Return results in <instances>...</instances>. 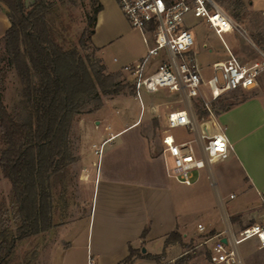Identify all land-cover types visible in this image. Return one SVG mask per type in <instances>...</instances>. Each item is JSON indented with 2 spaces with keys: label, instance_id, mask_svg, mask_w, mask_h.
Wrapping results in <instances>:
<instances>
[{
  "label": "crops",
  "instance_id": "0c3cea01",
  "mask_svg": "<svg viewBox=\"0 0 264 264\" xmlns=\"http://www.w3.org/2000/svg\"><path fill=\"white\" fill-rule=\"evenodd\" d=\"M100 1L103 8L97 15L92 43L108 70L121 71L141 60L150 43L128 23L114 0ZM7 11V6L0 3V39L11 26ZM204 47L207 52L213 51L205 42ZM219 60L223 59L215 61ZM138 100L140 112L129 121L102 111L108 103L118 112L120 104L131 107ZM151 104L152 111L162 116L160 121H151L143 97L140 101L123 93L106 97L101 108L82 114L79 121L75 118L72 132L79 128L81 134L73 142L77 161L72 165L78 169L80 201H84L87 212L80 215L79 206L76 211L72 206L71 216L63 221L54 214L55 226L50 231L23 239L27 246L32 241L40 245L36 264H88L90 258L94 264H122L130 248L138 251L130 264H176L186 253L182 247L196 235L207 237L204 243L210 255L216 239L228 230L234 231L227 218L247 215L264 198V92H254L209 116L207 130L212 133L222 129L232 149L226 159L207 162L194 171L191 185L172 175L168 154L163 152L161 140L170 130L166 117L173 109L155 100L149 107ZM143 110L146 114L141 120ZM171 134L179 140L174 132ZM6 180L0 169V192L8 198L11 185ZM231 189L251 197L253 205L244 210L240 206L229 209L228 201L235 198ZM86 191H91L88 198ZM224 191L229 193L226 198ZM194 214L195 221L191 219ZM199 223L206 226L205 234L199 231ZM174 231L182 235L183 244L166 246V239ZM163 252L160 262L147 256ZM189 260L186 264H214L198 255Z\"/></svg>",
  "mask_w": 264,
  "mask_h": 264
},
{
  "label": "trees",
  "instance_id": "16d2710c",
  "mask_svg": "<svg viewBox=\"0 0 264 264\" xmlns=\"http://www.w3.org/2000/svg\"><path fill=\"white\" fill-rule=\"evenodd\" d=\"M91 1L92 14L79 43L70 44L58 22L56 1L0 0L11 22L0 43L20 81L12 106L0 92V169L11 183L8 206L0 208V264L8 263L19 241L55 226L57 196L64 193L71 165L77 161L72 139L75 118L101 108L106 97L126 88L134 92L133 84L118 80L121 73L108 70L102 58L80 52L88 43L94 52L98 50L92 35L103 5ZM165 243L183 244L182 235L174 231ZM137 255L130 248L124 262L132 263ZM147 256L160 262L165 252ZM187 259L176 264H186Z\"/></svg>",
  "mask_w": 264,
  "mask_h": 264
},
{
  "label": "built area",
  "instance_id": "2783aa9c",
  "mask_svg": "<svg viewBox=\"0 0 264 264\" xmlns=\"http://www.w3.org/2000/svg\"><path fill=\"white\" fill-rule=\"evenodd\" d=\"M116 1L128 23L140 30L150 43L141 60L124 68L133 78L136 97L142 101L143 91H168L186 99L183 109L168 114L167 128L183 127L193 135L192 138L180 141L173 134L166 133L161 142L163 152L174 160L172 175L180 182L191 185L194 171L204 168L207 162L226 159L232 149L222 129L210 133L207 130L208 121H195L191 112L193 100L202 98L205 108L211 111L210 101L202 95L203 85L209 87L212 99H218L224 92L256 88L264 74V50L258 48L259 56L249 61L242 60L233 51L223 40V33L237 31L245 35V30L216 0ZM202 21H206L222 39L227 51L225 59L212 63V74L207 80L194 50L195 39L191 31ZM156 61L158 64H155ZM96 152L101 153V149ZM198 229L206 233L204 224L199 223ZM252 237H257L259 246L264 247V226L253 223L241 229L239 234L226 231L210 248V261L214 264H245L238 244ZM88 264H94L91 258Z\"/></svg>",
  "mask_w": 264,
  "mask_h": 264
},
{
  "label": "rangeland",
  "instance_id": "374dc122",
  "mask_svg": "<svg viewBox=\"0 0 264 264\" xmlns=\"http://www.w3.org/2000/svg\"><path fill=\"white\" fill-rule=\"evenodd\" d=\"M33 0H25L26 4H30ZM57 2L56 10L58 14V22L64 29V33L69 40L70 44H78L79 38L87 26V20L89 15L92 14V1L91 0H54ZM116 3L117 1L114 0ZM220 5L228 9L231 14L235 17L236 21L242 25L245 30V35L239 32L223 33V40H225L233 49V51L245 61L255 59L259 56V49L264 50V0H216ZM102 2V1H100ZM107 2V0H106ZM118 5V3H117ZM193 37L195 39V49L197 51V59L202 69V72L207 80L212 74V62L217 59H225L227 57V51L222 42V39L209 27L206 21L197 23V25L191 28ZM204 42L208 47H212V52H207L204 47ZM209 51V50H208ZM80 52L85 56L87 53L91 54L93 58H100L98 53L93 51V48L88 43L87 48H81ZM209 63H211L209 65ZM121 76L118 80L122 81L124 84L128 83L132 85V76L125 70L118 71ZM20 89V81L15 72V70L9 65L7 53L5 50L4 43H0V92L3 95L5 102L12 106V104L18 99V91ZM131 88H126L123 94L131 95L136 97V92L131 93ZM264 92V76L260 78V86L254 88L250 91L237 90L224 92L218 99H212L210 94V89L207 85L202 86V95L205 99L210 101L211 111L205 108L204 101L202 98H197L193 100V109L191 112L194 115L195 121H208L210 114H217L224 110L227 106L232 103L238 102L245 97L250 96L252 93ZM143 101L146 105V109L149 115L152 117L151 121H160V115L152 111L153 104L150 105V101H156L163 105L164 107L171 109H180L186 106V99L179 94H172L167 91H159L156 93H148L146 91L142 92ZM117 108L113 107L108 103L102 111L108 113L109 116L115 119L124 118L126 121L131 120L136 117L140 112V102L134 101L131 105L120 104ZM149 108V109H148ZM94 111V110H92ZM208 111V115H204L203 112ZM171 111H169L170 113ZM83 112L79 114L76 119L79 121ZM145 110L142 112L141 120L143 119ZM168 113V114H169ZM168 117V115H167ZM166 117V121H167ZM147 115H145L144 120H146ZM164 121V120H163ZM156 127V125H155ZM168 133L176 134L179 140H186L191 137V134L183 127L173 128L167 131ZM81 131L79 128H74L72 132L73 142L77 140ZM1 146V144H0ZM76 147V144H75ZM74 164V163H73ZM168 164L170 167H174L173 158L168 155ZM10 186V182L6 180ZM78 169L76 166L71 165V177L67 187L62 195L57 196V201L55 203V214L58 221H63L69 216H71V207L73 206L74 211L76 208H80L79 214H86L83 203L80 201V190L78 188ZM235 194L234 199H230L227 203L228 208L232 206H240L242 210L250 208L253 205L250 201L251 197L245 196L242 192L238 190L231 189ZM91 191L85 192V197L88 198ZM229 193L227 191L223 192V197H227ZM88 195V196H87ZM80 202V204L78 203ZM256 202V201H255ZM9 195L7 196L0 192V208L8 206ZM78 205V206H77ZM256 212L250 214L249 212ZM71 212V213H70ZM74 214V212H73ZM197 215H191L192 220H196ZM264 224V198L257 202L247 213L234 214L232 217L227 218V224L229 227H233L234 231L239 234V231L244 227L251 225L253 223ZM207 239L204 235L194 236L185 246H183V257L188 258L186 261H190L189 258L194 256H202L204 259L210 262L209 259V249L204 241ZM40 245L31 242L27 246L24 240L19 241L16 251L13 253L7 264H36V260L39 256ZM238 250L241 253L245 264H264V247L259 246V241L257 237L248 238L238 244ZM189 251V252H188ZM182 258V257H181ZM180 258V259H181ZM40 264H46L45 262H40ZM129 264V263H122ZM160 264V263H159Z\"/></svg>",
  "mask_w": 264,
  "mask_h": 264
},
{
  "label": "water",
  "instance_id": "95a60500",
  "mask_svg": "<svg viewBox=\"0 0 264 264\" xmlns=\"http://www.w3.org/2000/svg\"><path fill=\"white\" fill-rule=\"evenodd\" d=\"M223 240H224V241H227V239H226V238H224ZM143 251H146V249H145V248H143Z\"/></svg>",
  "mask_w": 264,
  "mask_h": 264
}]
</instances>
